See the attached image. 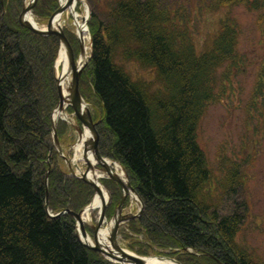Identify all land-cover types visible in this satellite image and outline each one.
<instances>
[{
  "label": "trees",
  "instance_id": "trees-1",
  "mask_svg": "<svg viewBox=\"0 0 264 264\" xmlns=\"http://www.w3.org/2000/svg\"><path fill=\"white\" fill-rule=\"evenodd\" d=\"M23 3L0 0V264H114L81 243L73 216L49 213L80 211L93 188L69 176L54 150L60 39L25 27ZM58 7V0H38L33 12L47 20ZM171 17L160 0H115L106 20L93 11V51L81 91L102 108L100 152L127 169L144 202L142 216L129 225L145 236L148 250L139 253L157 246L182 264H257L235 240L244 214H221L199 197L210 171L197 126L217 99L218 70L238 67V30L226 24L214 46L199 54L184 19ZM67 36L77 51V38ZM130 61L154 68L163 87L135 79L124 66ZM87 76L90 86L83 84ZM57 131L63 139L68 124L60 121ZM106 181L113 194L110 215L121 190Z\"/></svg>",
  "mask_w": 264,
  "mask_h": 264
},
{
  "label": "rangeland",
  "instance_id": "rangeland-1",
  "mask_svg": "<svg viewBox=\"0 0 264 264\" xmlns=\"http://www.w3.org/2000/svg\"><path fill=\"white\" fill-rule=\"evenodd\" d=\"M84 1L86 3L79 2L77 6V10L81 11L82 15H86L87 4L90 12L95 11L101 19L106 20L115 0ZM160 1L163 8L171 13L172 19L178 22L184 19L189 36L199 54L214 46L216 35L226 24L238 30V67H233L234 69L229 72L228 66L236 67V65L226 64L218 70L219 80L213 84L217 99L211 100L207 105L197 126L198 141L206 154L211 175L209 181L203 184L199 197L206 203L209 202L213 209H217L221 214L234 211L244 214L237 241L250 252L257 264H264V101L257 100L264 98V93L259 97V91H255L258 76L255 62L247 64L244 61L249 51L259 47L257 39L250 40L243 35L244 30L248 31L247 25L249 28L252 26L254 35L252 38L261 37L258 23L261 13L239 2L227 4L219 2L223 0ZM36 18L38 19L37 16ZM39 20L41 26L46 25L44 22L47 20ZM68 23L63 24L64 28L74 31L73 24L69 20ZM89 36L87 46L93 43L91 32ZM77 51L79 52V49ZM262 53V49H258L250 57H261ZM124 66L135 79L151 83L153 89L163 87L157 79L154 68L145 67L137 61L126 62ZM222 77L228 79L224 80ZM83 84L90 86L88 76ZM85 98L95 116L102 117V108L96 97L91 95ZM76 136L78 135L74 130L68 134L64 147L66 152H69L70 143L76 139ZM70 155L72 156V152ZM62 163L65 170L69 171L64 161ZM233 177L237 179L235 184L230 182ZM102 182L113 196L106 184L107 181ZM92 198L93 196L90 200ZM126 203L125 213H138L139 203L136 200L130 196ZM112 204L113 202L107 208L110 209ZM98 217V210H94L91 220L87 222L89 233H92V227ZM130 222L131 220L121 228L119 235L121 245L134 252H137V249L148 250L147 242H144L145 236L129 230ZM162 252H171V250L152 246L147 255Z\"/></svg>",
  "mask_w": 264,
  "mask_h": 264
},
{
  "label": "water",
  "instance_id": "water-1",
  "mask_svg": "<svg viewBox=\"0 0 264 264\" xmlns=\"http://www.w3.org/2000/svg\"><path fill=\"white\" fill-rule=\"evenodd\" d=\"M36 1L37 0H32L29 5H24V8H23L22 13L20 15V21L22 22L23 25L29 27L30 29H32L33 31H35L37 33L44 34V35L55 34L60 38V40L62 42V46H64L66 48L67 53H68L69 65H70V69H72V71H73V78H72V82H71V87L69 88V96L67 98H65L63 96L60 84L58 85L59 96H60L59 108L63 109L65 102H68V104H71L75 110V114L83 122L84 127H88L94 135L93 139H91L90 141L85 140V143H84L85 146H84L83 158L85 159V162L87 164V168H86V171L82 173V177H80V178L83 179L85 182L91 184L96 190H98L97 184L88 177V173H89L90 169L93 168V164L88 159V150H89V144H90V147L93 149L97 159L99 161H103L102 165H103L104 171H106L108 173L109 177L112 180H115L118 183H120L124 189V195H123L122 201L118 207V213L114 217L113 229L111 231L110 241L112 244V248L109 245H103L98 241V233L100 231V227L105 221L106 205L103 206V209H102V212L100 215V219L98 220L97 224L95 226H93L94 235H95V238L97 239L95 244H89L86 242H83V243L86 246L101 252L110 261L115 262V263H119V264H147V262L141 256L136 255L134 253H131V252L127 251L126 249H124L123 247H121V245L119 244V242L117 240V233H118L120 223L123 220H128V219H131L135 216H140L143 212L144 205H143V202L141 201V210H140L138 215H131V214L123 215L122 214L123 205H124V202L127 198V195L130 193V190L135 192V193H136V191L130 183L129 175H128L125 168H124V170H125V173L127 176V181H128L127 184L123 183L121 178L116 173L113 172V170L109 167L108 164H106L104 162L105 158L100 154L99 147H98L99 134H98L97 129H96V123H94V121H93L91 111L88 108L86 111H83V109H82L83 97H82L81 92H80V78H81L82 70H83L84 66L87 64L89 59L82 66H79V61L76 59L73 47H72L71 43L69 42L64 30L61 28L57 29L54 26L57 15L59 13L63 12L67 8V6L72 3L73 0H69V2L66 5L59 7V9L49 19L48 26H47L48 29H46V30L35 27L31 23V21L29 20V14L32 12L33 6L35 5ZM81 52L82 53L84 52V47H83L82 43H81ZM58 81H59V79H58ZM54 137H55V144L58 147L59 153L62 154L55 127H54ZM80 139L81 140L83 139V130L82 129H80ZM68 161H70V160L68 159ZM46 200L48 202V193L46 195ZM67 211L70 214H72L77 219V221L81 224L82 234L84 237L87 238L88 233L86 231L85 225H84L83 220H82L83 219V213H84L85 209L81 210L79 213H76V212L71 211V210H67ZM57 215H59V214H57ZM157 257H158L157 260H159V261L162 258H164L163 256H157Z\"/></svg>",
  "mask_w": 264,
  "mask_h": 264
},
{
  "label": "bare ground",
  "instance_id": "bare-ground-1",
  "mask_svg": "<svg viewBox=\"0 0 264 264\" xmlns=\"http://www.w3.org/2000/svg\"><path fill=\"white\" fill-rule=\"evenodd\" d=\"M29 1L31 0H27V3H29ZM68 0H62V5H65V3ZM80 0H74V2L69 5L60 15L58 18V21H56V26H58L59 24H61L63 26V24H67L68 20L73 24V29L75 32H77L78 34L81 35L82 39L86 42L89 40L90 36H89V30L86 27L85 24V18L88 15V11L86 10V15H82L80 13V11L77 10V6H78V2ZM84 3H86L84 0H81ZM31 20V22L33 23V25H38L37 21L35 20V18L30 17L29 18ZM69 24V23H68ZM71 26V25H70ZM42 28H46V25L41 26ZM87 46V44H86ZM88 48V46H87ZM89 49V48H88ZM87 60V56L82 55L81 56V61L80 62H85ZM57 73H59V78H60V85L62 88V92L64 95H67L68 93V87L70 84V80H71V73H70V67H69V60H68V55L67 52L65 50V48L63 47L61 49L60 55L58 57L57 60ZM61 116H66L65 112L62 111H57L54 114L55 119L60 118ZM82 151H83V142H80L77 145V156L78 155H82ZM88 157L90 159V161L95 164L98 163L94 153L92 151H89L88 153ZM105 163H107L109 166L113 167L115 172L119 175V177L126 183V177L124 174V171L122 169V167L120 166L119 163L117 162H113L109 159H107L105 161ZM101 176V171L98 169H92L89 172V177L92 179H95V181L98 183V192H96L95 198L92 202V204L90 205L89 208L86 209V212L84 213L83 216V222L87 223L91 220L92 218V213L94 210H98L100 209L102 206H104V204H106L108 202V198H109V193L108 190L103 186V184L100 182V177ZM132 197L134 200L138 201V203L140 202L139 199L137 198V196L135 194H132ZM110 227H105L101 230V233L99 234V240L101 242H104L106 244H109V235H110ZM89 244L93 243L92 239H88L86 240ZM144 260L147 262V264H178L175 261H171V260H166L163 259V261H159L157 260V258H147V256H144Z\"/></svg>",
  "mask_w": 264,
  "mask_h": 264
},
{
  "label": "flooded vegetation",
  "instance_id": "flooded-vegetation-1",
  "mask_svg": "<svg viewBox=\"0 0 264 264\" xmlns=\"http://www.w3.org/2000/svg\"><path fill=\"white\" fill-rule=\"evenodd\" d=\"M243 4L247 5L249 4L250 7H255L257 6L256 11H258L260 14L259 21V31L261 32V37L258 38H252L253 32H252V26L251 28L247 27L246 25V31L244 30L243 35H246L245 38L251 39H257V43L259 47H256L252 49V51H249L247 54V57L245 56L244 61L247 64H251L253 61L255 62L254 65L258 69V76H257V81H256V87L260 88L261 92L264 93V90L262 91V87H264V0H243ZM258 49H262L263 53L261 57H256V58H251L250 55L254 54ZM262 94L259 95L261 97ZM260 101H264V98L262 99H257ZM256 100V101H257Z\"/></svg>",
  "mask_w": 264,
  "mask_h": 264
}]
</instances>
